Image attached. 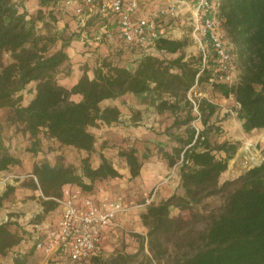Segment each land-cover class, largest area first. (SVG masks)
Instances as JSON below:
<instances>
[{
    "label": "trees",
    "instance_id": "obj_1",
    "mask_svg": "<svg viewBox=\"0 0 264 264\" xmlns=\"http://www.w3.org/2000/svg\"><path fill=\"white\" fill-rule=\"evenodd\" d=\"M26 1L0 0V109L9 110L8 123L27 137L30 145L26 150L33 155L45 151V140L87 153L80 167L67 163L63 155L55 163L48 158L34 163L32 179L23 186L42 194L43 211L37 219L44 221L59 209L56 199L62 197L67 185L91 194L96 182L122 177L104 153L100 154V165L93 166L96 136L91 128L121 125V108L104 107L103 103L131 97L158 113L181 117L175 125H184L185 135L172 139L178 145L157 149L168 168L180 164V184L172 196L150 203L141 215L147 234L134 235L139 242L138 253H118L109 260L96 254L84 264H134L141 253L147 264H264V162L221 184L220 178L239 144L212 140L213 130H219L210 124L217 105L206 98L198 99L204 128L198 131L192 127L198 115L188 98L193 87L205 91L210 86L222 97L235 98L240 106L238 119L246 133L264 130V0H221L222 27L240 70L234 85L220 81L212 53L204 66L200 49L190 57L183 53L187 39L163 37L157 42V55L141 56L140 49L123 44L130 53L141 56L132 60L134 69L121 62L123 58H105L97 62L92 75L90 70L84 71L70 88L59 81L62 66L70 61L68 45L54 50L58 39L38 28L61 21L55 7L59 0H39L40 7L31 17L25 10ZM93 21L85 30L96 36L104 23L98 20V28H93ZM165 30L168 32L166 26ZM175 54L179 56H163ZM31 84L35 85V96L23 105L21 92ZM120 156L134 179L150 155L141 156L139 149L132 147L120 151ZM21 165L22 159L11 153L0 135V173ZM14 191L15 187H9L0 195V212ZM218 196L223 197V204L208 208L206 201ZM172 209L179 214L173 215ZM24 241H31L24 225L11 220L0 224V256L7 257ZM146 245L149 254L145 253ZM28 255L17 253L11 264H28Z\"/></svg>",
    "mask_w": 264,
    "mask_h": 264
},
{
    "label": "rangeland",
    "instance_id": "obj_2",
    "mask_svg": "<svg viewBox=\"0 0 264 264\" xmlns=\"http://www.w3.org/2000/svg\"><path fill=\"white\" fill-rule=\"evenodd\" d=\"M193 4V2H190V6L193 7ZM24 6L29 17L35 16L40 7L39 0H27ZM156 6V3H148L142 5V9L144 12H147L154 10ZM55 7L61 21L47 28L43 25L38 26L42 33L55 36L58 39L54 46V50L62 45H69L73 35L82 34V42H86L85 45L95 49L88 51L92 53L96 52L98 48L89 42H97L95 40V35H90V33L85 30L86 28L82 26L81 19L75 15L74 11L65 8L63 0H59ZM191 19V8L187 7V5H182L179 9L178 18L173 21L167 20L165 25L168 29L167 31L169 32L168 35L170 38L188 40V46L183 51L187 57L199 53V47L191 34ZM72 22L76 28H72L70 25ZM91 25L93 28H97L99 26L98 18H94V23ZM163 56L171 58L177 57L179 54ZM123 61L126 62V65L131 69H134L132 60L123 59L121 62ZM80 62L83 73L84 71L94 69L98 60L90 61L84 59ZM236 74L239 77V68ZM66 78L72 81V63L70 61L62 66L59 74V81L65 80ZM34 88L35 85L31 84L21 92L23 95V105L29 104L34 98ZM191 98L197 102L198 99L206 98L217 105L216 114L210 120V124L219 127V130H213L211 133L212 140L220 143L230 141L231 143L239 144L236 155L229 162L227 171L224 172L220 178L221 184L226 181L237 179L249 169L259 166L264 162V130H253L250 133H246L243 130L242 122L238 119V110L240 106L233 96L225 98L214 93L210 86H208L205 91L195 86L191 91ZM120 106H122L121 125L107 126L100 124L97 127L91 128V131L96 136V148L91 154L93 166H96V161H100L101 163L100 154L104 151L105 155L113 162L115 167L121 172H124L126 169H129V167L125 159L120 156V151L128 150L132 147L138 148L141 156H144V154L150 155L149 158L145 160L146 162L156 158L158 160H163L161 155L157 154V149L159 147L171 149L178 145L172 140L173 137L185 135L186 127L184 125H175L176 121L181 118L179 115H173L171 112L158 113L154 107L140 105L137 101L132 100L131 97L122 98ZM139 112L140 114H137ZM8 114L9 110L0 109V135L3 136L5 144L9 147L11 153L22 159V165L19 167H11L9 171L0 173V195L8 191L9 187H15V191L10 193L5 202L4 209L0 212V223L11 220L19 225L21 223L25 227V223L28 219L39 213L41 214L43 211L41 192L33 191L23 186V183L32 179L31 173L34 163L43 158H48L52 163H55L57 158L63 155L67 163H73L80 167L81 161L83 158L87 157V153L78 151L74 148H60L58 144L45 140V151L35 156L26 150L30 145L27 137L22 135V133L17 130V127L11 126L8 123ZM191 125L200 130L204 128L202 121L198 119H195ZM50 147H54L55 150L49 151L48 149H50ZM222 156L223 154H219V157ZM176 167L179 169L180 164ZM7 176L11 178L9 181L4 182L3 179ZM154 188H156V186ZM154 188L145 198H140L137 202H142L146 199L151 200ZM94 189H119L120 191H124L123 193L126 194L129 203H131V198L133 197L127 194V192L132 190L138 191L136 184H131L127 181L114 184L112 179L96 182ZM223 201V197L218 196L208 199L206 204L208 208L212 209L221 206ZM57 214L58 211L53 212L48 215L46 219L54 220ZM172 214L175 216L178 215L179 210L172 209ZM135 234L138 233L124 231L114 235V239H110L101 250L103 259L109 260L118 253H138L139 242L134 236ZM27 245H29V249H31L32 243L30 241H28ZM16 251L17 250H13L7 257L0 256V264H11V260ZM145 251L146 254H149L147 245ZM46 259L47 257L43 254L36 255L34 253H29L28 264H43ZM137 262L147 264L145 254L141 253L134 264H138Z\"/></svg>",
    "mask_w": 264,
    "mask_h": 264
},
{
    "label": "built area",
    "instance_id": "obj_3",
    "mask_svg": "<svg viewBox=\"0 0 264 264\" xmlns=\"http://www.w3.org/2000/svg\"><path fill=\"white\" fill-rule=\"evenodd\" d=\"M148 3L157 6L144 12L142 5ZM63 5L74 11L84 27L93 17L104 23L96 33L97 42L118 40L140 49L141 56L159 54L158 40L170 38L165 30L166 21L176 20L181 6L187 5L192 12L191 34L203 54L204 66L212 53L221 73L220 81L229 85L238 81L237 57L220 19L221 0H63ZM191 91L188 98L200 120L198 102L191 98ZM56 201V219L39 221V213L25 223L35 250L45 255L48 263L54 260L53 264H84L93 255H102L107 232L120 215L134 208L124 195H112L104 189L85 194L73 185L65 186L62 197Z\"/></svg>",
    "mask_w": 264,
    "mask_h": 264
},
{
    "label": "crops",
    "instance_id": "obj_4",
    "mask_svg": "<svg viewBox=\"0 0 264 264\" xmlns=\"http://www.w3.org/2000/svg\"><path fill=\"white\" fill-rule=\"evenodd\" d=\"M93 19L94 17L90 20ZM90 20H88V23ZM92 23H94V21ZM70 25L72 26V28H76L73 22L70 23ZM89 42L90 44H94V46L98 48L96 52L92 53L88 51L93 50L94 48L85 45L86 42H82V34L73 35L70 44L66 48V51L70 57V62L72 63V81L69 78L60 81V83L64 86L70 88L75 85L81 78L83 74L81 69V60H98L99 62L105 58H116L117 61L123 58L137 61L141 57L139 54L130 53L127 47H125L123 43L118 40L109 41L105 44L99 42ZM89 75H92V70L89 71ZM75 99L79 101L81 100V97L76 96ZM121 99L105 101L103 103V106H119L120 108H122V106H120ZM102 153L105 154L104 151ZM99 165L100 161H96V166L94 167H98ZM120 173L122 174L121 178L112 179L114 184H119L127 181L131 184L137 185L138 191L132 190L127 192V194H130L133 197L131 198V204L134 206V208L130 212L118 217L116 224L107 232V235L102 244V248L110 239H114V235H117L118 233L124 231H132L134 233L146 235L147 228L142 223L141 215L146 212L147 207L150 203H159L163 199L172 196L177 191L180 184L179 169L177 167L168 168L165 161L158 160L157 158L148 162L145 161L144 166L141 170V174L137 178H131L129 169H126L124 172L120 171ZM155 186L156 188H154ZM153 188L154 193L151 199L152 202L149 199H146L142 202H137L138 199L145 198ZM107 191L112 195H124L126 197V194L123 193L124 191H120L119 189H108ZM126 200L128 202L127 198ZM30 242L32 243L31 249H29V245H27L28 241H24V243L16 249L17 251L13 256H16L17 253H21V256L26 253L41 255L40 252H37L35 250L33 242ZM11 261H13V259ZM43 264H48V259H46Z\"/></svg>",
    "mask_w": 264,
    "mask_h": 264
}]
</instances>
